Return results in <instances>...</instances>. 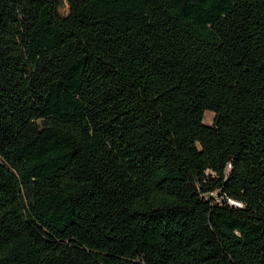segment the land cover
Wrapping results in <instances>:
<instances>
[{"label": "trees", "instance_id": "obj_1", "mask_svg": "<svg viewBox=\"0 0 264 264\" xmlns=\"http://www.w3.org/2000/svg\"><path fill=\"white\" fill-rule=\"evenodd\" d=\"M0 264H264V0H0Z\"/></svg>", "mask_w": 264, "mask_h": 264}, {"label": "rangeland", "instance_id": "obj_2", "mask_svg": "<svg viewBox=\"0 0 264 264\" xmlns=\"http://www.w3.org/2000/svg\"><path fill=\"white\" fill-rule=\"evenodd\" d=\"M212 117H213V115L211 113H206L205 117H204V123L206 125H210L212 123ZM214 196H215V194H214Z\"/></svg>", "mask_w": 264, "mask_h": 264}]
</instances>
